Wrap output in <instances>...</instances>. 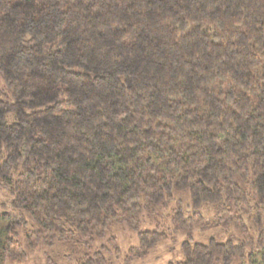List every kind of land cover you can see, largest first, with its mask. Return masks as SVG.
<instances>
[{"label":"trees","instance_id":"obj_1","mask_svg":"<svg viewBox=\"0 0 264 264\" xmlns=\"http://www.w3.org/2000/svg\"><path fill=\"white\" fill-rule=\"evenodd\" d=\"M23 240L264 264V0H0V264Z\"/></svg>","mask_w":264,"mask_h":264},{"label":"rangeland","instance_id":"obj_2","mask_svg":"<svg viewBox=\"0 0 264 264\" xmlns=\"http://www.w3.org/2000/svg\"><path fill=\"white\" fill-rule=\"evenodd\" d=\"M156 227L155 222L144 216L140 223V230L153 229ZM113 234L117 237L118 243L122 250L125 252L131 245L138 243L137 232L131 230L124 224H115L112 228ZM214 232H208L207 235H212ZM207 237V236H206ZM203 237L199 240H205ZM182 237H180V240ZM24 246L27 247L26 241ZM71 251L69 245L61 243H55L54 245H38L34 249L27 247L29 254L28 261L20 264H72V260L66 257V253ZM182 258L180 251V243H173L169 241L167 243L159 245L152 253L142 260H135L130 264H168L171 260ZM116 264H125L124 259H120Z\"/></svg>","mask_w":264,"mask_h":264}]
</instances>
